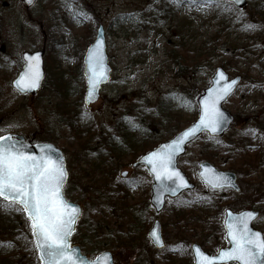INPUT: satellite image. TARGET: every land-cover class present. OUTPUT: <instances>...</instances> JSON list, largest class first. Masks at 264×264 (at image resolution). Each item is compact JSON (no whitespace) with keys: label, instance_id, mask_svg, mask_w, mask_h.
Listing matches in <instances>:
<instances>
[{"label":"rangeland","instance_id":"obj_1","mask_svg":"<svg viewBox=\"0 0 264 264\" xmlns=\"http://www.w3.org/2000/svg\"><path fill=\"white\" fill-rule=\"evenodd\" d=\"M21 1L0 0V136L34 137L35 142L52 143L63 153L69 174L63 193L84 213L75 228L81 230L71 244L81 246L90 258L113 251L119 264H166L165 253L176 243L186 248L198 242L213 254L224 245V232L217 228L223 209L240 211L247 204L260 210L253 226L264 236V159L259 169L240 172L236 168L242 162L226 150L234 144L239 127L251 129L256 121L262 126L254 141L246 142L257 145L259 141L264 147V24L254 18L255 32L246 31L248 19L242 17L245 23L234 24L233 15H238L237 20L242 14L224 1H215L219 9L211 0H37L28 10ZM257 5L263 7L264 0H248L244 13ZM98 25L105 31L112 76L97 103L87 109L80 58ZM231 42L241 47L239 53H232ZM243 44L251 54L242 52ZM40 49L45 51L48 68L41 89L33 97L20 95L11 81L22 66L21 54ZM170 52L177 55L178 64L170 61ZM216 67L229 76L247 77L224 104L231 114L240 115L241 124L216 139L204 135L189 144L185 155L179 156L178 167L196 188L167 200L156 216L148 202L147 171L141 166L122 179L120 173L130 169V151L119 154L114 145H105L111 136H118L114 127L122 118L132 129V144L141 146L137 156L144 147L149 150L167 141L196 118V98ZM74 108H79L81 117L71 112L64 114L63 122L55 119ZM71 122L89 132L85 151L79 149ZM207 149L216 152L209 161L212 166L238 175L239 193L211 191L200 182L197 173ZM208 196L218 203L216 209L200 200ZM177 212L190 218L189 224L180 226L197 224L195 237L179 236L173 228L179 226L174 219ZM155 218L161 223L163 250L153 248L146 237ZM0 222L18 227L0 229V264H41L23 210L0 203Z\"/></svg>","mask_w":264,"mask_h":264},{"label":"snow or ice","instance_id":"obj_2","mask_svg":"<svg viewBox=\"0 0 264 264\" xmlns=\"http://www.w3.org/2000/svg\"><path fill=\"white\" fill-rule=\"evenodd\" d=\"M100 43L98 40L96 49L89 57V97L94 94L96 84L104 77ZM28 59L25 73L16 82L18 87L34 88L39 84L40 72L38 64L34 62L36 58ZM220 75L223 78V74ZM230 91L231 85H225L219 90H210L209 96L205 98L199 124L185 131L180 140L173 141L172 145H165L160 153L153 152L149 157H145L152 164V170L158 179L162 176L168 179L179 177V173L169 171L179 143L201 127L210 128L213 132L217 130L223 114L216 104ZM0 141H5L0 142V198L19 203L28 214L43 264H100L99 260H88L77 255L76 250L69 244L68 237L78 218L79 209L63 197L62 188L67 173L62 159H53L50 152L45 150L50 149V146L42 147L41 154L37 156L25 152L22 146L18 147V142L12 137H0ZM214 186H219L218 182ZM254 215L253 212H242L227 221L233 247L227 251L221 250L217 257L206 256L197 249L198 256L203 257L198 264H214L217 259L222 262L236 261L239 264H264V237L248 227L249 220ZM150 235L157 243L160 242L155 229ZM104 257V264H111L110 255L105 253Z\"/></svg>","mask_w":264,"mask_h":264},{"label":"water","instance_id":"obj_3","mask_svg":"<svg viewBox=\"0 0 264 264\" xmlns=\"http://www.w3.org/2000/svg\"><path fill=\"white\" fill-rule=\"evenodd\" d=\"M230 3H233V5L237 8H243L244 6H246L247 0H226ZM36 0H22V3L25 5V7L28 9L30 7H32L35 4ZM101 41L100 45H99V52L103 57V70H104V77L102 79H100V81L96 84L95 87V91L94 94L89 97L88 93H89V89H90V85H89V77L91 75V72L89 70V57L90 55L93 53V51L96 49L97 47V41ZM43 54L44 51H36L34 53H24L22 58L25 62L22 70L20 71V73L18 74V76L16 77V79L13 81L12 86L14 87V89L16 91H18L19 93H30L32 95H35L37 93V90L40 88L41 86V82L43 80V75H44V70H43ZM36 58V61H34L35 63L38 64V69L40 72V80H39V84L37 87L34 88H23L22 86L17 85V81L20 80L21 76L25 73L28 63H29V59L28 58ZM83 65H84V70H83V75L85 77V86H86V91H85V95H84V102L86 105H89L91 103H94L97 101L98 97H99V90L101 88L102 85L107 84L110 80V73H111V69L108 65V58H107V54H106V42H105V35H104V30L102 26H99L96 30V35H95V39L93 41V43L87 48L86 53L83 57ZM223 74V78L221 77L220 74ZM241 80V77H234L232 79L228 78V75L221 69V68H217L215 71V74L212 75V77L210 78V86L206 89L203 90L202 94H200L197 98V104L199 107V112H198V118L197 120L192 123L191 125H189L187 128L183 129L182 131L178 132L174 137H172L170 140H168L165 143L160 144L159 146H157L154 150L148 152L147 154L143 155L142 157H140L135 163L132 164V167L135 168L139 165H143L145 166V168L148 171V174L152 177V185H151V198H150V204L152 205V207L155 209L156 213H159L163 206H164V199L166 197H169L171 199H175L177 198L180 194H182L184 191H189L194 189V185L189 183V181L187 180L186 176L184 173H182L178 167H177V160L179 158V156H182L185 153V149L186 146L191 143L193 140H195L197 137H199L203 132H207L210 136L212 137H221L230 127V125L233 122V117L232 115L225 109H223V104L224 102L227 100V98H229V96H231L233 94V92L235 91L237 85L239 84ZM233 81H235V83H232ZM225 85H231V91L224 96V98L218 100L216 107L219 109V111L223 114L222 117L220 118V122H219V126L217 127V130L215 132H213L210 128H205V127H201V129L199 131H195L194 134L190 135L189 137L183 139L178 146V149L175 151L174 155H173V159H172V163L169 166V171H175L177 173H179V177L173 176L171 179H168L167 177H161V178H157V175L155 172H153L152 170V164L149 162L148 159H145V157H149L151 153L153 152H157L160 153L162 151V149H164L165 145H172L173 141L176 140H180V137L183 135V133L185 131H187L189 128H192L193 125L199 124L200 122V117L202 115V109L204 108V102H205V98L209 96L210 90H219L222 89ZM1 137H12V139L14 141L18 142V147L22 146L24 148L25 152L31 153V154H35L37 156H39L41 154V148L45 147V146H50V149L46 148V151H49L50 154L52 155L53 159H62L63 162V167L67 173V177L65 179V182L63 184V188H62V192L63 189L67 183V179H68V172L66 169V162H65V157L63 155V153L57 149L54 145L50 144V143H27L25 142V139L23 136L18 135V134H7V135H3ZM0 142H5V141H0ZM170 150V149H168ZM200 172L198 173V176L200 178V180L206 184L210 189L213 190H220V189H224V188H229L232 189L236 192L239 191V187L236 184V176L233 173L230 172H220L217 171L216 169H214L211 165H209L208 163H202L200 164ZM127 173H123L122 177H126ZM182 178V179H181ZM218 182L219 186H214L216 183ZM64 197V195H63ZM1 200H3L2 198H0ZM64 199L66 201H68L65 197ZM4 201V200H3ZM5 202H11L9 201H5ZM69 202V201H68ZM71 205H73L74 207L79 209V215L78 218L76 219L74 225H73V230L71 232V234L68 237V241L70 244V238L71 235L74 233L76 225L78 220L81 218L82 216V209L78 204H74L69 202ZM19 206L22 207V205H20L19 203H15ZM23 208V207H22ZM242 212H253L255 213V215L253 216L252 219L249 220L248 223V227L253 231V232H257L261 234V237H264L262 235L261 232L257 231L254 226H252V223L257 220V217L259 215L258 211H253V210H243L240 212H232L230 210H226L225 211V218H224V222H223V227L225 229V238H226V243L227 246L226 247H221L218 248V251L215 255H211V254H207L206 252L203 251V249H201L199 244H192L190 246V250L192 251V260H193V264H198L199 260L203 259L202 256H198L197 254V249L200 250V253L209 256V257H217L219 252L221 250L227 251L230 250L233 247V241L231 236L228 233V229H227V221H231L232 218L236 215H238L239 213ZM25 215L28 218V214L26 212H24ZM29 219V218H28ZM153 229H155L157 235L160 238V242L157 243L156 239L154 237H152L150 235V233L153 231ZM34 238V243L36 246V239ZM148 238L149 240L153 243V245H155L157 248H163V241L161 238V228L159 223L156 221L153 223L152 228L149 230L148 232ZM37 248V247H36ZM73 249L76 250L77 255H81L83 257H85L86 259L90 260L86 255H84L81 252V249L78 246H73ZM107 253L110 255L111 257V264H116L113 261V254H110L109 252H101L100 255H98L97 257H95L94 259H91L93 261L95 260H99L100 264H104V254ZM37 256L40 258L41 257V253L40 251L37 249ZM41 260V258H40ZM235 263V264H239V262L236 261H231V260H226V261H220L219 259L214 261V264H229V263ZM41 264H43V261L41 260Z\"/></svg>","mask_w":264,"mask_h":264},{"label":"trees","instance_id":"obj_4","mask_svg":"<svg viewBox=\"0 0 264 264\" xmlns=\"http://www.w3.org/2000/svg\"><path fill=\"white\" fill-rule=\"evenodd\" d=\"M217 8L221 9L219 7V3L218 5L216 4ZM251 9V8H250ZM220 12H224L222 10H219ZM239 14L241 13L242 15H239L240 16V19L238 18L236 20V16L238 15H233L234 17V20H232V22L235 24V23H239L240 21V24L241 22L245 23L242 19V17H246L248 20L246 21V24H245V28L246 31H251V32H255L254 31V28L256 26V23L254 21V18H257L258 21H260L262 24H264V6L261 7V6H256L255 8H253L252 10L250 11H247L246 13L244 12H240L238 11ZM252 12V13H251ZM168 15H170V11L166 12ZM245 44L242 45V52H245V53H248V54H251L252 51H250V48H246L244 47ZM228 47H230L232 49V53L233 54H237L241 51V47L238 48V45L237 44H230ZM168 56L169 58L173 61V62H177V55L173 52H170V54L168 53ZM232 67V65H231ZM247 79V77L245 78ZM64 103L60 104V106H62ZM67 109L65 112L62 111L60 116H58L57 118V121L59 122H63V117H66L64 115L67 114L68 116L70 115L71 112L73 113H77L78 112V117H81L82 114L78 111L77 108H74L72 109L71 111H69ZM77 115V114H76ZM66 121V119H65ZM240 120L238 119V116L236 117L235 116V123L239 124ZM126 120H120V122L117 123V126L115 127V131L116 133H118V136L120 137L118 141V146L115 148V143H114V146L112 145V141L109 139L107 141V144L105 145L106 147H111L113 146L115 149H118L120 151L121 154H125L127 152L130 151V157L132 156V160L134 158H137V155H136V149L140 148L141 146H137L136 144H132L134 141H133V138L131 140V143L128 144V147L125 148V149H122V147H119L120 145H123L126 141H128V138L127 136L129 135V130L126 129ZM70 125V123H69ZM71 128L73 129V133H74V136L75 138H79V142H78V146H79V149L80 150H83L85 151L87 149V147L89 148V141L90 139H84V138H87L88 135H89V132L87 130H84L85 132L81 131L78 127H76V124L74 122H72V124L70 125ZM92 134V133H91ZM236 138V136L234 137ZM114 139H115V136H114ZM243 141L242 137H241V134H239V136L237 137V142H241ZM147 142V139L145 140V143ZM139 143H143V142H139ZM127 144V143H125ZM155 146L152 145L151 147L153 148ZM147 147V146H146ZM144 147L142 149V153L146 152L147 149L149 147ZM230 148V149H229ZM240 149L243 153V156H242V167L241 168H236V170H241L240 172L244 171L245 168H247L248 165H253L252 168H255V169H259L260 168V164L262 163L263 159H264V152L262 151L263 149L259 148L257 149L256 151H253V152H249L248 148H245L244 145H243V142H241V144H237V145H231V146H228L226 148L227 153L229 154V156H231L233 158V160L235 159L236 161L239 160V157L241 158V152H240ZM204 151H208L207 155L204 156V159L207 160V161H213L216 157V152L214 149H207V150H204ZM212 157V158H211ZM240 161V160H239ZM232 167V166H231ZM235 167H233L232 169H234ZM206 201L208 202V204L210 205L211 208L213 209H216L217 206H218V203L216 201H214V199L212 197L210 198H207ZM0 203H3L2 201H0ZM245 208H253V204H247L245 205ZM177 219H178V224L182 221V220H185V216L183 214H181L180 212L177 213ZM14 225V222L13 223H4V222H0V229L1 230H10V228H18L17 227V224L15 223ZM81 228V227H80ZM78 229L79 231L81 229ZM174 229H178V233L181 234V235H184L186 234V229L185 228H191L192 230H195V228L193 227H190V225H185V226H175L173 227ZM197 229V228H196ZM196 232V230H195ZM82 235H79L77 236L78 239L81 238ZM75 237V236H74ZM85 239L86 240H89L88 236L85 235ZM98 250H100V248H98ZM97 251V250H96ZM181 248H178L176 247V249L174 250L175 253H171V252H167L166 253V261H167V264H188L190 261H188L189 259V250L187 249H184L183 252H181ZM180 256L179 258H176V259H173L174 257L173 256ZM2 261H5L4 259H2Z\"/></svg>","mask_w":264,"mask_h":264},{"label":"flooded vegetation","instance_id":"obj_5","mask_svg":"<svg viewBox=\"0 0 264 264\" xmlns=\"http://www.w3.org/2000/svg\"><path fill=\"white\" fill-rule=\"evenodd\" d=\"M262 126V125H261Z\"/></svg>","mask_w":264,"mask_h":264}]
</instances>
